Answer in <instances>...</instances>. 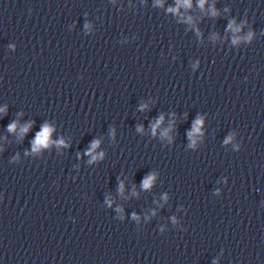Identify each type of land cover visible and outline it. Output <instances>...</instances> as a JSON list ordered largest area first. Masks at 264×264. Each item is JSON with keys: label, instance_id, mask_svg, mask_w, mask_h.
Listing matches in <instances>:
<instances>
[{"label": "clouds", "instance_id": "clouds-1", "mask_svg": "<svg viewBox=\"0 0 264 264\" xmlns=\"http://www.w3.org/2000/svg\"><path fill=\"white\" fill-rule=\"evenodd\" d=\"M202 2H203V0H202ZM12 127H14V125L13 126H10V129ZM50 131H51V129H49L48 127H45L44 130H43V132L38 135L37 143L38 144H45L46 145L47 142H48V137H49ZM94 147H95V145H94ZM147 183L148 182L146 181L145 182V186H147Z\"/></svg>", "mask_w": 264, "mask_h": 264}]
</instances>
